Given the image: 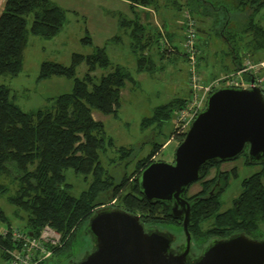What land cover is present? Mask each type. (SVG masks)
<instances>
[{"label":"trees","instance_id":"obj_1","mask_svg":"<svg viewBox=\"0 0 264 264\" xmlns=\"http://www.w3.org/2000/svg\"><path fill=\"white\" fill-rule=\"evenodd\" d=\"M128 1L131 5L150 3L149 0ZM206 2L215 7L218 1L188 0V9H199L202 5L206 9ZM238 5L251 8V21L247 25L252 32L250 40H242V32L249 30H230L229 15L223 18L218 30L214 27L220 20L216 18L213 21L212 30H216V35L224 39L223 43L229 48L225 50L234 62L231 72L225 71L227 73L237 71L245 58L250 56L248 53L264 52V26L253 19L264 8V0H238ZM29 15H32L31 22ZM65 20V10L51 0H5L0 9V75L15 76L22 70L29 33L51 38L60 31ZM131 21L128 24H133L132 36L136 40L133 47H136L137 34H142L143 26L137 20ZM195 22L197 27V20ZM83 40L91 42L88 36ZM158 41V38L155 39L156 45ZM207 42L205 40L203 43ZM196 47L199 65L205 55L198 43ZM157 48L160 49L159 46ZM252 59L260 60L259 57ZM144 61L145 56L138 57L137 70L151 72L152 67H146ZM82 62L88 64V71L80 78L76 75V69ZM109 66L111 60L103 47H97L95 53L87 55L75 52L69 65L43 61L39 80L67 76L74 78V87L70 92L52 97L50 106L30 111L22 109L15 102L10 87L0 84V174L10 173L19 181L17 193L10 197V201L26 212L29 231L38 234L48 224L59 231L62 237L61 243L53 247V255L39 264H49L56 256L60 258L65 255L71 260L67 264L75 261L73 248L78 233L85 229L89 217L96 209L114 200L117 202L114 206L139 214L146 226L182 225L181 221L170 215L167 203L148 200L142 194L137 180L142 170L155 161L154 156L164 143H155L147 155L137 160L134 170L125 173L119 180L102 164V153H106L114 141L107 135L104 123L95 119L93 112L98 110L104 114H118L122 90L128 83L136 81L121 64L112 66L111 71L99 79L92 74L98 67ZM187 67L189 78L188 59ZM223 74L226 73L219 77ZM252 76L247 74L246 78L251 79ZM203 79L201 76L202 82H205ZM189 95L188 87L185 96H178L156 106L151 116L143 118V127L155 123L161 125L170 119L175 108L187 103ZM116 153V159L121 161L133 153V148L120 146ZM243 154L246 162L251 163L247 152ZM113 160L114 157L111 158ZM221 163L216 159L204 163L201 178L197 181L202 184L201 190L191 196L187 195L192 201L189 228L194 244L200 249L213 238L228 237L235 232H245L253 237L264 236L259 230L264 224V162L260 163V170L242 180L240 194L233 200V205L224 211H220V196L227 187L230 174L227 170L218 169ZM215 167V176L208 178L211 169ZM70 168L77 174H83L88 182V186L78 195L72 193L73 185L67 181L66 170ZM4 189L0 186L1 191ZM101 195L107 196L104 201H100ZM0 215L3 216L2 213ZM209 220L212 221L211 226L204 228L203 223ZM0 247L3 257L9 260L7 250L15 247L10 235L0 236Z\"/></svg>","mask_w":264,"mask_h":264},{"label":"rangeland","instance_id":"obj_2","mask_svg":"<svg viewBox=\"0 0 264 264\" xmlns=\"http://www.w3.org/2000/svg\"><path fill=\"white\" fill-rule=\"evenodd\" d=\"M4 1L0 0V9ZM51 1L65 10V23L51 38L29 33L22 70L15 76L0 75V84L10 87L15 102L26 111L48 107L52 103V97L73 89L74 78L53 76L39 80L42 62L56 61L69 65L75 52L87 55L95 53L97 47H103L111 60V66L98 67L92 74L99 79L111 71L112 66L121 64L131 72L136 81L128 83L122 90L118 114H104L98 110L93 112L95 119L104 123L107 135L114 141V145L109 147L106 153H102V164L109 168L119 180L125 173L134 170L137 160L147 155L155 143H164V145L154 159L172 162L180 139L184 138V133L188 129L183 132L175 131L174 115L161 125L155 123L147 128L143 127L142 121L144 117L153 114L156 106L167 103L178 96H185L188 92V67L184 46L185 11L190 9L194 19L199 22L197 23L196 43L199 44V49L204 50L205 55L198 65L203 80L210 82L217 79L224 71L232 69V58L226 52L229 49L228 46L223 45L224 39L216 35V30H199V24H203V21L210 25L216 18L218 19L217 13L210 10L213 16L204 18L197 14L198 10L194 7L193 10L188 9V0H149L150 3L147 5L142 3L131 5L128 0ZM190 5L193 6V4ZM28 17L31 22L32 15ZM202 18L203 21H201ZM129 20H132L131 22L137 20L143 26L142 34H137L139 43L137 42L136 47H133L136 40L133 39V24H128ZM221 22L220 19L214 28L217 30L221 28ZM87 36L91 42H84L83 39ZM157 38L159 41L156 45L155 39ZM251 38V30L242 32V40L246 42ZM205 40L208 41L206 44L203 43ZM158 46L160 49L157 48ZM248 55L250 56L246 58H264V52L248 53ZM139 56H145V65L148 68L152 67L151 72L137 70ZM87 71L88 64L82 62L76 69V75L81 78ZM120 146L133 148V153L121 161L116 159V149ZM112 157H114L113 161H111ZM261 165L260 163H247L245 155L242 154L218 166L219 170H227L230 174L227 187L220 196V211L233 205V200L242 190V180L260 170ZM216 171L217 167L212 168L208 178L215 176ZM66 177L67 181L72 183L71 191L75 195L88 186L83 174H77L72 168L66 170ZM0 186L5 188L3 191L0 190V214H3V216L0 215V236L11 227L27 229L26 212L10 201V197L17 193L19 181L10 173H1ZM201 188V182H195L190 186L187 195L191 196ZM102 196H100V201H104L107 197ZM115 202L114 200L109 205H115L117 203ZM211 222V220L204 222L203 227L211 226ZM160 227L174 233L175 246L185 242L181 225L171 224ZM259 230L264 234V224ZM91 248L90 235L81 229L73 248L76 260L82 258ZM193 249L198 254L201 252V249L194 243ZM67 256L60 258L56 256L49 264H67L71 261ZM0 264H8V260L3 257L1 247Z\"/></svg>","mask_w":264,"mask_h":264},{"label":"water","instance_id":"obj_3","mask_svg":"<svg viewBox=\"0 0 264 264\" xmlns=\"http://www.w3.org/2000/svg\"><path fill=\"white\" fill-rule=\"evenodd\" d=\"M244 152L249 162H264V90L219 87L178 144L174 160H155L137 177L148 200L167 203L170 215L181 220L185 242L175 246L170 230L146 226L139 214L108 203L86 223L92 248L70 264H264V236L235 232L211 239L198 254L189 228L192 201L187 193L201 178L202 165Z\"/></svg>","mask_w":264,"mask_h":264},{"label":"built area","instance_id":"obj_4","mask_svg":"<svg viewBox=\"0 0 264 264\" xmlns=\"http://www.w3.org/2000/svg\"><path fill=\"white\" fill-rule=\"evenodd\" d=\"M184 17L186 23L184 46L189 66L190 95L185 105L177 107L173 111L175 128L180 132L190 128L197 114L205 107L209 94L215 89L223 86H259L264 90V58L257 61L246 58L237 71L223 74L210 82H202L197 68L196 22L189 10L184 12ZM247 74H253L251 79L246 78ZM2 235H10L11 241L15 245L7 250L10 254L8 264H39L52 255L53 247L60 244L62 238L60 232L48 224L38 234L20 227H11L5 230Z\"/></svg>","mask_w":264,"mask_h":264},{"label":"crops","instance_id":"obj_5","mask_svg":"<svg viewBox=\"0 0 264 264\" xmlns=\"http://www.w3.org/2000/svg\"><path fill=\"white\" fill-rule=\"evenodd\" d=\"M216 6L212 8L213 6L210 3H207L206 8L209 10H214L217 13L218 20H223L227 15L230 16V23L229 28L230 30H250L247 25H250V12L251 8L250 6L242 7L241 5H238V0H217ZM232 1V2H231ZM234 4V5H233ZM207 9H203V5L197 9V14L202 15L204 18H209V16H213L212 13L205 11ZM195 11V12H196ZM205 12V13H204ZM254 21H259L262 26H264V8L260 10L258 13L254 15ZM203 21V18L201 19ZM197 23H199L197 21ZM203 24H199V30H212L213 23L208 25L205 23V21L202 22ZM226 28V26H224ZM227 29V28H226ZM225 46V44H223ZM222 45V46H223ZM224 49V48H223ZM183 58V57H182ZM231 60V59H230ZM232 68L234 66V62L231 60ZM231 72V70H230ZM227 73V72H223Z\"/></svg>","mask_w":264,"mask_h":264},{"label":"flooded vegetation","instance_id":"obj_6","mask_svg":"<svg viewBox=\"0 0 264 264\" xmlns=\"http://www.w3.org/2000/svg\"><path fill=\"white\" fill-rule=\"evenodd\" d=\"M179 220V219H178ZM179 221H181V220H179ZM75 252V251H74ZM74 257H75V255H74ZM73 261V260H72Z\"/></svg>","mask_w":264,"mask_h":264}]
</instances>
